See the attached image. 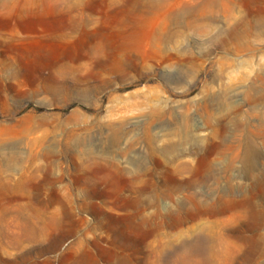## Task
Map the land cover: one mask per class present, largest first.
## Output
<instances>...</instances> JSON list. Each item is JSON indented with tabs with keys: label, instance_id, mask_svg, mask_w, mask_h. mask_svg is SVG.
I'll return each instance as SVG.
<instances>
[{
	"label": "rangeland",
	"instance_id": "rangeland-1",
	"mask_svg": "<svg viewBox=\"0 0 264 264\" xmlns=\"http://www.w3.org/2000/svg\"><path fill=\"white\" fill-rule=\"evenodd\" d=\"M2 160L0 264H264V0H0Z\"/></svg>",
	"mask_w": 264,
	"mask_h": 264
},
{
	"label": "bare ground",
	"instance_id": "bare-ground-1",
	"mask_svg": "<svg viewBox=\"0 0 264 264\" xmlns=\"http://www.w3.org/2000/svg\"><path fill=\"white\" fill-rule=\"evenodd\" d=\"M15 158H16V160L19 159V157L17 155H16ZM3 165H5V162L2 160L1 161V166H0V173H2V174H3V170H2L3 169Z\"/></svg>",
	"mask_w": 264,
	"mask_h": 264
}]
</instances>
